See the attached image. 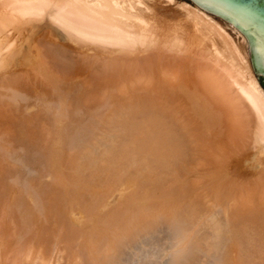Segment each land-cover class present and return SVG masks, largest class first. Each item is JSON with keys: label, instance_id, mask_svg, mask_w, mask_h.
<instances>
[{"label": "bare ground", "instance_id": "obj_1", "mask_svg": "<svg viewBox=\"0 0 264 264\" xmlns=\"http://www.w3.org/2000/svg\"><path fill=\"white\" fill-rule=\"evenodd\" d=\"M184 1L0 0V137L14 142L1 148L36 163L24 179L21 155L1 154L0 264H143L147 251L126 248L128 260L120 246L165 221L179 227L180 264L202 252L264 264V85L244 34ZM44 20L64 41L44 30L30 46ZM226 156L248 164L249 180L209 200L194 173Z\"/></svg>", "mask_w": 264, "mask_h": 264}, {"label": "rangeland", "instance_id": "obj_2", "mask_svg": "<svg viewBox=\"0 0 264 264\" xmlns=\"http://www.w3.org/2000/svg\"><path fill=\"white\" fill-rule=\"evenodd\" d=\"M161 1H163V0H146V4L148 5V6H150V9L151 10H153L154 8H155V6L158 4H161V6H163V7H167V8H170V9H175L176 8V5L174 6V4L172 3L171 5L170 4H163V3H161ZM176 1H178V2H185L184 0H174V2H176ZM187 3H188V1H186ZM173 7V8H172ZM149 13V12H148ZM176 15H178L179 16V21H181V23L183 24V23H187L186 21H185V16H183V14L180 12V11H178V13H176ZM177 16V17H178ZM172 21L173 20H169L168 22L166 21V23L167 24H171L172 23ZM183 21H185V22H183ZM43 24L45 25V27H44V29H41V30H37V29H35V28H32L31 30H30V32L28 33V35L30 36L31 35V41H30V46H32L33 45V42H34V39L35 40H37L38 39V37H40L41 35H42V31H46L47 33H50V34H56L57 35V37H58V39H60V41L61 42H63L64 40H63V35L56 29V31H57V33H53V31L52 30H50V28L48 27L49 25V23H48V21L47 20H44V22H43ZM48 25V26H47ZM35 26V25H34ZM40 35V36H39ZM55 35V36H56ZM37 38V39H36ZM164 39L165 38H163V36L162 35H158V40L159 41H164ZM17 70H19L18 68H17ZM48 88V86L45 88L44 87V89H43V91H42V93L44 94V96L46 95V94H49L50 93V90L49 89H47ZM263 89V88H262ZM64 92V91H63ZM263 92H264V90H263ZM46 97V96H45ZM53 98H55V95H53ZM34 99H35V97H34ZM34 99H31L33 102L36 100H34ZM6 127L5 126H1L0 125V133H2V132H5L6 130H7V128L5 129ZM3 129V130H2ZM205 131V132H204ZM202 132H203V136H204V138H205V136H206V134L205 133H208V131L206 132V130H202ZM209 134V133H208ZM199 135V134H198ZM203 136H202V139L200 138V140H201V144H203L202 143V140H205V141H213L214 139H212L210 136L211 135H209V137L210 138H208L207 136H206V138H208V139H203ZM213 137V136H212ZM5 139V142L3 141V139ZM8 138V139H7ZM11 138V137H10ZM0 145L2 144H4L3 146H4V148L6 149L7 148V146L9 147V143H10V147L11 148H9L10 150H12V146L14 145V142L13 141H11V139H9V137H8V135L7 134H5V137L4 136H2V137H0ZM210 139V140H209ZM212 139V140H211ZM7 140V141H6ZM9 140V141H8ZM206 142V143H204L205 145V147H203V148H205L206 149V147L208 146H213L212 144H213V142L210 144V142ZM11 143H13V144H11ZM206 144H207V146H206ZM210 144V145H209ZM0 146V157L1 158H3L2 156H1V154L4 156V158L6 157V159H5V162L7 163V161H8V163H12V161L14 162V160L17 158V159H19L20 157H22L23 159H20V161H22L23 163H22V166H20L22 169H20V167L17 169L16 168V172H14V174H16L17 172H19L20 174H22L21 175V177L22 178H26V179H28V177L30 178V176L32 177L33 175H34V167L36 168V166L34 165V164H36V163H34V164H30V162H29V159L27 158L28 157V155L26 154V151H25V155L23 154V153H19V152H23L22 150H21V148H16V151H13V153L14 154H11V152L9 153V151H7V150H4V148H1V147H3V146ZM12 145V146H11ZM6 146V147H5ZM210 146V148H212ZM15 147H16V145H15ZM15 147H14V149H15ZM207 147V148H208ZM214 147H215V144H214ZM217 147H219L218 145H217ZM210 148H208L207 149V151H205L204 149H203V151H205L204 153H206V152H208L209 153V151H212V150H209ZM220 148V147H219ZM1 149H3V151L1 150ZM8 149V148H7ZM214 149V148H213ZM216 149V148H215ZM21 150V151H20ZM5 151L7 152V153H9V154H7V153H5ZM19 151V152H18ZM213 151H215V154H217L218 153V155H220L221 153L220 152H218V150L216 149V150H213ZM3 152H4V154H3ZM16 152H18L21 156L19 157V155L18 154H16ZM207 153V154H208ZM212 153V152H211ZM210 153V154H211ZM7 154V155H6ZM22 154H23V156H22ZM41 154V153H40ZM9 155V156H8ZM12 155H14V156H12ZM25 156V157H24ZM37 156V160H38V154L36 155ZM16 157V158H15ZM225 157V156H224ZM227 158H225V160H224V158L222 159V160H224V161H226L225 162V166H224V162H222V160L220 161V162H222L223 164H221L222 166H219L220 164L218 163H215V165H213L212 163V166H210V165H208L209 163V160H211V159H209V155H208V157H207V159H208V162H207V160L204 162L205 164H207L208 165V167H209V169L210 170H208V167H206V169L205 170H203L204 168V165H203V167L202 166H200V167H202L203 169H198L199 167H197V170L195 171V175L193 176V177H195V176H198V177H195V179H197L198 178V180H197V182H199V183H201L202 184V186H203V188L204 189H208L209 190V188H210V190H213L212 192H211V194L214 192V187L215 186H219V188L221 189V188H223V187H225V188H223V189H221L222 191L223 190H226V192L225 191H223V193L225 192V193H228V192H230V190H231V187L233 188V187H236V186H238V184H240L239 182H238V180L240 181V182H247L249 179V177H247V175L249 174V172L248 171H250V169H249V166H248V164L247 163H245V161L250 157V155H245L244 157H243V160H245V161H242V162H238L235 158H229L228 159V157L229 156H226ZM3 158V159H4ZM8 158H9V160H8ZM14 160H13V159ZM26 158V159H25ZM222 158V157H221ZM7 160V161H6ZM12 160V161H11ZM27 160V161H26ZM32 160V159H31ZM36 159L35 160H33L34 162L35 161H37ZM42 161V160H41ZM41 161H37V162H39L38 164H41ZM214 161V160H213ZM25 163H26V165L28 166H26L25 165ZM28 163V164H27ZM33 163V162H32ZM30 164V165H29ZM216 165H217V167H219V169H217V167H216ZM24 166V167H23ZM31 166V167H30ZM15 167H17V166H14V168H11V170L13 171V170H15ZM27 167V168H26ZM210 167H212V168H210ZM216 167V168H215ZM31 168V169H30ZM214 168V169H213ZM20 169V170H19ZM23 169H24V171H23ZM28 169V170H27ZM10 170V171H11ZM27 170V171H26ZM229 170H231V171H229ZM234 170H236V171H234ZM11 171V173H13ZM31 171V172H30ZM234 172V173H233ZM28 173H30L31 175H28ZM202 173V174H201ZM209 173V174H208ZM213 173V174H212ZM234 174V175H236V176H232V174ZM18 174V173H17ZM197 174H201V175H197ZM217 174V175H216ZM11 175V174H10ZM19 175V174H18ZM28 177H27V176ZM232 176V178L230 177V176ZM14 176V175H13ZM200 176L202 177V178H200ZM226 176H228V178H226ZM190 177H192V176H190ZM192 177V178H193ZM230 177V178H229ZM238 177H239V179H238ZM206 179V180H204V181H202V182H204V183H202V182H200L201 180L200 179ZM226 178V179H225ZM235 178V179H234ZM194 179V180H195ZM213 179V180H212ZM223 179H225V180H223ZM242 179V180H241ZM244 179H246V180H244ZM23 180V179H22ZM217 180H219L218 182H217ZM223 180V181H222ZM8 183H12V179H9L8 178ZM225 181H227V184H225ZM232 181V182H231ZM210 182V183H209ZM211 182H212V184H211ZM229 182V183H228ZM24 183V182H23ZM198 183V184H199ZM214 183H216V185L214 184ZM204 184V185H203ZM219 184V185H218ZM230 184V185H229ZM208 185V186H207ZM221 185H224V186H222L221 187ZM235 185V186H234ZM229 188H228V187ZM212 187V188H211ZM227 188V189H226ZM228 190V191H227ZM206 191V190H205ZM207 192V191H206ZM210 192V191H209ZM208 192V193H209ZM208 193H206V194H208ZM211 194H209L210 195V197H212L211 199L209 198V195H208V199L209 200H212V201H214L213 200V194L211 195ZM215 198V197H214ZM207 198H206V200H203V202L205 201V204H209L208 202H210L209 200H208ZM208 201V202H207ZM211 203V202H210ZM203 204V203H202ZM205 204H203V205H205ZM212 204V203H211ZM211 204H209L208 205V207L210 206V207H212V208H210L209 210H211V213L213 214L214 212V214L217 216L219 213H220V210H218L217 208H215L216 207V205H215V203H213V205H211ZM207 205L206 206H203V207H206V208H208L207 207ZM219 212V213H218ZM221 215V216H220ZM220 215H218L217 217H219L220 219H222L221 217H222V213H220ZM162 222V221H161ZM157 223H159V222H157ZM163 223V222H162ZM162 223H159L157 226H156V223L155 224H153V230H150L149 231V229H148V231H146V232H144L145 234H143V231H141L142 232V234H140V235H138L134 240H132V242H129V244H130V246H129V244L128 243H125V246H124V244H122L120 247L122 248H119V251H118V253H120V252H123V258H125V257H127L126 259H128V260H130V259H132L133 258V256L136 258V254L138 255V256H140V255H142L145 251H147V252H145V254L146 255H143L142 256V261H143V264H149L150 262H151V260L154 262L155 260H157V256H158V254H160V256H161V254H162V250H160V247L164 250L167 246H169V247H167L166 248V252H165V254H167V252H168V254L167 255H165L164 257H166V258H161V260H160V263L162 264H167V262L169 263V264H174V262H175V264L176 263H178V264H180V260L178 261V259H179V257H181V255L183 254L184 255V253H182V252H185L186 251V249H183V251L181 252V251H178V253H177V251H175L174 250V248H172V246L174 245V247H175V249H177V248H180V246L179 245H177V238L179 237V234H180V230H179V227H177V224H175V223H173L172 224V222L171 223H169L170 224V226H169V224L168 223H166V221L162 224ZM155 225V226H154ZM159 226V227H158ZM152 227H151V229H152ZM156 227H158V228H156ZM171 228V229H170ZM176 228V229H175ZM207 229V228H206ZM203 230V232H205L206 234H207V231L203 228L202 229ZM202 230L200 231L201 233H203L202 232ZM209 230V229H208ZM153 231H155L154 233H153ZM157 231H159V232H157ZM140 232V233H141ZM149 232H151L150 233V235L152 236H150L148 233ZM163 232V233H162ZM196 232H198V231H196ZM209 233H210V230L208 231ZM152 233H153V235H152ZM157 235H156V234ZM159 233V234H158ZM161 233V234H160ZM200 233V234H201ZM204 233V234H205ZM209 233L207 234V235H209ZM18 234H19V238H20V236L22 237V233H20V232H18ZM26 236V235H25ZM24 236V237H25ZM142 236V237H141ZM151 237V238H150ZM162 237H164V238H162ZM169 239H168V238ZM177 237V238H176ZM156 238H157V240H156ZM166 238H167V240H168V242H167V240H166ZM24 239V238H23ZM23 239H21V240H23ZM152 239V240H151ZM177 239V240H176ZM11 240H14V241H16L17 240V238L15 239V237H13V238H11ZM160 240H161V242H160ZM164 240V241H163ZM173 240H176V241H173ZM131 241V240H130ZM140 241H141V243L143 244L144 243V246L140 243ZM147 241V242H146ZM151 241V242H150ZM159 243H158V242ZM21 242V241H20ZM23 242V241H22ZM146 242V243H145ZM155 244H154V243ZM166 242V244H163V243H165ZM171 242V244H169ZM147 243H149L148 244V247H149V245H150V249L148 248V247H145V246H147L146 244ZM156 243H157V245H159V246H156ZM163 244V246L161 245V244ZM132 244H135L134 245V247H132L133 245ZM173 244V245H172ZM177 245V248H176V245ZM132 245V246H131ZM138 245H140L141 246V248H140V246H139V248H140V253H138L139 252V248H137L138 247ZM171 246V247H170ZM179 246V247H178ZM157 247H158V249H157ZM130 249V250H127V249ZM134 250H133V249ZM136 248H137V250H136ZM143 248H145V250L143 249ZM148 248V249H147ZM151 248H153V250H151ZM156 248V249H155ZM170 248H171V253L169 254V252H170ZM154 249H155V252L156 253H152V252H154ZM121 250V251H120ZM136 250V251H135ZM148 250H149V252H150V254H148ZM174 252H173V251ZM178 250V249H177ZM128 251V252H127ZM144 251V252H143ZM157 251H158V253H157ZM162 251V252H161ZM129 252H131V253H134V255L132 256V254L131 253H129ZM161 252V253H160ZM125 253V254H124ZM174 253V254H173ZM178 254V256H177V254ZM215 253V252H214ZM208 253L207 255L204 253V252H202V253H200L198 256H194V258H193V260H194V262H193V264H196L195 263V261L197 262V264L199 263V264H214V263H216V261L218 260V256H219V253ZM126 254H128V255H126ZM176 254V255H175ZM181 254V255H180ZM119 255V254H118ZM126 255V256H125ZM130 255L132 256V258H130ZM155 256V258H154V256ZM173 257H172V256ZM195 255V254H194ZM197 255V254H196ZM200 255H201V257H200ZM204 255V256H203ZM211 255V256H210ZM216 255V256H215ZM129 256V257H128ZM146 258H145V257ZM150 256V257H149ZM153 258H152V257ZM207 256V257H206ZM120 257H121V253H120ZM141 257V256H140ZM169 257V258H168ZM197 257H198V259H197ZM130 258V259H129ZM135 258H133V259H135ZM149 258V259H148ZM160 258V257H159ZM201 258V259H200ZM164 259V260H163ZM167 259V260H166ZM177 259V260H176ZM182 259H183V257H182ZM197 259V260H196ZM145 260H148V261H145ZM167 262H166V261ZM203 260H205V261H203ZM158 262H159V259L157 260ZM157 261H155L156 262V264H158L157 263ZM178 261V262H177ZM146 262V263H145ZM148 262V263H147ZM159 263V264H160Z\"/></svg>", "mask_w": 264, "mask_h": 264}, {"label": "water", "instance_id": "obj_3", "mask_svg": "<svg viewBox=\"0 0 264 264\" xmlns=\"http://www.w3.org/2000/svg\"><path fill=\"white\" fill-rule=\"evenodd\" d=\"M233 24L246 37L253 70L264 85V0H192ZM257 71L262 72L260 77Z\"/></svg>", "mask_w": 264, "mask_h": 264}]
</instances>
